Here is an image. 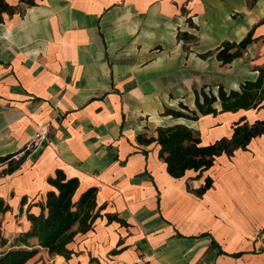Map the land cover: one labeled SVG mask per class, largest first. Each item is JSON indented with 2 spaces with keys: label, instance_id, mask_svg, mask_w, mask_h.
<instances>
[{
  "label": "crops",
  "instance_id": "1",
  "mask_svg": "<svg viewBox=\"0 0 264 264\" xmlns=\"http://www.w3.org/2000/svg\"><path fill=\"white\" fill-rule=\"evenodd\" d=\"M6 2L15 8L0 20V155L28 152L0 172L10 205L0 216V250L29 229L26 212L41 211L45 192L56 189L47 178L60 168L78 178L74 197L96 186L100 215L67 243L69 257L29 237L19 245L38 251L24 264L41 254L46 264H264V133L178 177L155 139L138 138L182 123L206 144L230 136L239 119L264 118V107L220 110L218 99L216 113L197 118L166 112L191 113L195 90L216 94L257 77L264 0ZM249 30L254 40L241 55L217 58L223 41ZM207 175L212 184L197 195Z\"/></svg>",
  "mask_w": 264,
  "mask_h": 264
},
{
  "label": "trees",
  "instance_id": "2",
  "mask_svg": "<svg viewBox=\"0 0 264 264\" xmlns=\"http://www.w3.org/2000/svg\"><path fill=\"white\" fill-rule=\"evenodd\" d=\"M14 8L6 0H0V20L3 11L12 12ZM177 36L182 39L193 37L185 30H178ZM252 40L254 37L249 30L239 41H223L217 49L216 56L222 62H228L241 55ZM263 98L264 65L258 67V75L255 79L244 80L239 89L225 90L222 85H219L216 94L203 89L195 90L196 109H192L191 113L170 108H166V112L173 116L197 118V112L216 113L217 108L213 106V102L217 99L220 101V110L234 111L238 108L264 107ZM181 107L188 109L183 104ZM232 128L230 136H221L206 144L200 143L198 131L182 123L159 126L156 137L138 136V138L144 141L155 139L160 145L158 155L166 162V170L172 176L178 177L184 174L186 168L201 171L210 167L215 157L221 153L231 156L235 149L246 148L252 137L264 133V118L255 119L251 123L239 119L234 122ZM22 150L18 157L14 156L18 151L0 155V163H6L0 172L7 173L17 168L28 152V148L25 147ZM47 180L56 189L45 192V199L38 214L26 212L31 223L30 227L20 232L9 247L0 250V264H24L38 251L37 246H26L29 245L28 238L32 236L37 238V243L46 248L48 253L69 257L72 250L68 248L67 243L77 232L83 233L89 230L95 218L100 215L101 207L97 205L95 199L96 186H88L74 197L78 186L76 176L67 177L62 169L57 168L54 175L49 176ZM212 181V177L207 175L204 182L192 191L201 195L211 186ZM187 186L189 188V185ZM23 201L24 197L21 198V202ZM9 208L8 202L0 196V216ZM112 218L118 217L114 214L108 215V219ZM21 243L26 245H19ZM5 244L6 238L0 235V247Z\"/></svg>",
  "mask_w": 264,
  "mask_h": 264
},
{
  "label": "rangeland",
  "instance_id": "3",
  "mask_svg": "<svg viewBox=\"0 0 264 264\" xmlns=\"http://www.w3.org/2000/svg\"><path fill=\"white\" fill-rule=\"evenodd\" d=\"M31 264H46V261L44 260V255L41 254L40 258L37 259L36 261H34L33 263Z\"/></svg>",
  "mask_w": 264,
  "mask_h": 264
},
{
  "label": "built area",
  "instance_id": "4",
  "mask_svg": "<svg viewBox=\"0 0 264 264\" xmlns=\"http://www.w3.org/2000/svg\"><path fill=\"white\" fill-rule=\"evenodd\" d=\"M40 134H41L40 132H37V133H36V136H39Z\"/></svg>",
  "mask_w": 264,
  "mask_h": 264
}]
</instances>
